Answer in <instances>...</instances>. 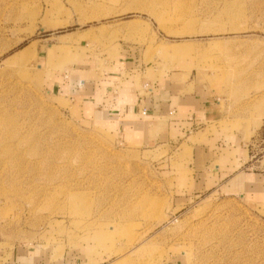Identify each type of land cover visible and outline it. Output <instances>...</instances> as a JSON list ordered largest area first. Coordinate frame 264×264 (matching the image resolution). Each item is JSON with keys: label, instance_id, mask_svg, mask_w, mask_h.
Segmentation results:
<instances>
[{"label": "rangeland", "instance_id": "rangeland-1", "mask_svg": "<svg viewBox=\"0 0 264 264\" xmlns=\"http://www.w3.org/2000/svg\"><path fill=\"white\" fill-rule=\"evenodd\" d=\"M60 43L64 67L136 46L212 90L223 117L166 145L120 142L49 91ZM217 133L246 155L198 188L184 146ZM23 249L43 264H264V0H0V254Z\"/></svg>", "mask_w": 264, "mask_h": 264}, {"label": "crops", "instance_id": "crops-1", "mask_svg": "<svg viewBox=\"0 0 264 264\" xmlns=\"http://www.w3.org/2000/svg\"><path fill=\"white\" fill-rule=\"evenodd\" d=\"M119 45L121 48L114 43L111 47L117 49L104 52L79 49L75 57L71 54L78 62L65 67V59L53 61L56 47L62 44L50 46L44 56L45 68L53 61L56 69L49 77V91L69 100L79 117L134 146L170 144L184 135H197L206 122L222 119L221 104L212 90L188 78L187 73H166L145 63L136 46ZM241 145L237 134L218 133L200 143L186 144L184 148L192 154L196 187L215 183L237 170L246 155ZM239 174L231 177L234 190L245 186L240 184ZM246 175L254 182L250 173ZM37 252L16 250L7 258L0 254V264H43Z\"/></svg>", "mask_w": 264, "mask_h": 264}, {"label": "bare ground", "instance_id": "bare-ground-1", "mask_svg": "<svg viewBox=\"0 0 264 264\" xmlns=\"http://www.w3.org/2000/svg\"><path fill=\"white\" fill-rule=\"evenodd\" d=\"M31 51V49L30 48H27L26 50H25V53H29Z\"/></svg>", "mask_w": 264, "mask_h": 264}, {"label": "built area", "instance_id": "built-area-1", "mask_svg": "<svg viewBox=\"0 0 264 264\" xmlns=\"http://www.w3.org/2000/svg\"><path fill=\"white\" fill-rule=\"evenodd\" d=\"M147 113V110L146 109H144V111H143V114H146Z\"/></svg>", "mask_w": 264, "mask_h": 264}]
</instances>
